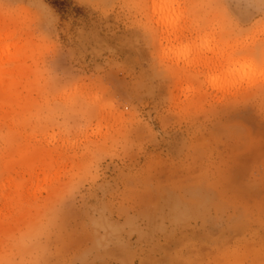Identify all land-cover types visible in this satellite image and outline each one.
<instances>
[{
    "label": "rangeland",
    "instance_id": "1",
    "mask_svg": "<svg viewBox=\"0 0 264 264\" xmlns=\"http://www.w3.org/2000/svg\"><path fill=\"white\" fill-rule=\"evenodd\" d=\"M0 0V264H264V0Z\"/></svg>",
    "mask_w": 264,
    "mask_h": 264
},
{
    "label": "trees",
    "instance_id": "2",
    "mask_svg": "<svg viewBox=\"0 0 264 264\" xmlns=\"http://www.w3.org/2000/svg\"><path fill=\"white\" fill-rule=\"evenodd\" d=\"M46 2L61 14L77 13L79 11L72 0H46Z\"/></svg>",
    "mask_w": 264,
    "mask_h": 264
}]
</instances>
